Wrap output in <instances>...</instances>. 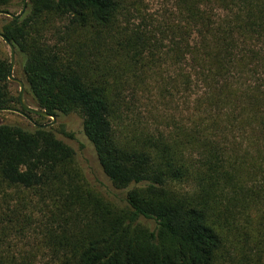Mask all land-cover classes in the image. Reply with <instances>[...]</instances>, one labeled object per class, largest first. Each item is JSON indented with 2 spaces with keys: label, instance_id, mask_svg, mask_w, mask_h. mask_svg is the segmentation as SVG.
Returning a JSON list of instances; mask_svg holds the SVG:
<instances>
[{
  "label": "trees",
  "instance_id": "obj_1",
  "mask_svg": "<svg viewBox=\"0 0 264 264\" xmlns=\"http://www.w3.org/2000/svg\"><path fill=\"white\" fill-rule=\"evenodd\" d=\"M163 2L153 13L145 0H29L3 28L26 93L57 119L80 117L104 175L126 193L117 204L81 184L53 128L0 124V180L45 204L58 264H264L249 234L242 251L247 216L235 213L264 197V0ZM167 63L176 72L164 94L195 90L190 127L124 134L125 76L165 78ZM9 76L0 58V109L21 108Z\"/></svg>",
  "mask_w": 264,
  "mask_h": 264
},
{
  "label": "rangeland",
  "instance_id": "obj_2",
  "mask_svg": "<svg viewBox=\"0 0 264 264\" xmlns=\"http://www.w3.org/2000/svg\"><path fill=\"white\" fill-rule=\"evenodd\" d=\"M145 1L147 8L153 13L162 11L163 0ZM22 7L23 0H11V3L1 11L19 15ZM11 20L7 16L0 15V34ZM65 26V21L56 24L61 31H64ZM47 38L50 43L57 40L52 34H48ZM0 58L11 62L10 47L1 38ZM107 59L114 67H118L122 57L114 53ZM161 71L165 78L149 72L143 73L139 80H135L130 73L125 76L127 85L123 87V99L126 100L127 106L123 108L124 123L121 127L124 134H130L132 137L135 133L136 135L141 133L140 131L169 133L173 132L177 125L190 127V119L195 117V90L189 94L181 93L179 89L174 90V96L169 97L163 93L164 79L173 75L176 67L171 68L169 63L163 64ZM14 77L23 81L17 54ZM109 79L112 82L114 77L111 76ZM11 87L14 93L20 94V88L16 83L11 82ZM25 100L30 107L39 109L31 95L26 93ZM15 109L21 110L20 107ZM29 116L39 126H48L52 123L48 118ZM0 124L19 125L29 130L36 128L26 118L12 112H0ZM51 128L61 140L74 149L73 170L79 173L81 184L112 203H120L125 197V192L115 189L104 175L94 148L83 133L80 117L62 116ZM181 189L187 192L194 190L192 185L182 186ZM229 197L234 198V193L230 192ZM237 211L241 212V219L247 216L246 219L240 220L241 226L244 227L242 228L244 236L240 239L242 251L248 254L252 251L245 244L246 240L249 241V234L251 245L257 247L260 252L258 255L262 258L261 262L264 263V197L257 202H248L243 207L235 209L236 214ZM47 215L45 204L42 205L35 191L9 187L0 180V264H58L57 259L63 254V250L47 238L45 227ZM254 253L257 254L256 249Z\"/></svg>",
  "mask_w": 264,
  "mask_h": 264
},
{
  "label": "water",
  "instance_id": "obj_3",
  "mask_svg": "<svg viewBox=\"0 0 264 264\" xmlns=\"http://www.w3.org/2000/svg\"><path fill=\"white\" fill-rule=\"evenodd\" d=\"M27 5H28V0H23V7H22V10H21L19 15H14L10 12H4V11H0V15L7 16V17L11 18L12 20H18L26 13ZM0 38L10 47V50H11L9 80L13 83H16L20 88L19 98H20V105L22 108L21 110L14 109V108H5V109H0V112H12V113L19 114V115L23 116L24 118H26L35 127H43V126H39L38 124H36L33 121V119L28 115V113H31V114L39 116V117L51 119L52 123L46 127H48V128L53 127L57 122V118L55 116L49 115L46 111H42L40 109L30 107L26 103V100H25L26 85H25L24 81L14 77V69H15V65H16V50H15L14 46L6 39V37L3 34H0Z\"/></svg>",
  "mask_w": 264,
  "mask_h": 264
}]
</instances>
